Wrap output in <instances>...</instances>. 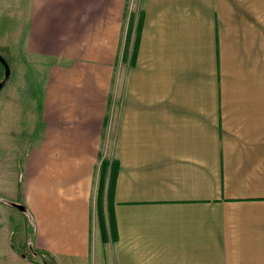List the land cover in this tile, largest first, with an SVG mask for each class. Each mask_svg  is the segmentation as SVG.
Here are the masks:
<instances>
[{
  "label": "crops",
  "instance_id": "0c3cea01",
  "mask_svg": "<svg viewBox=\"0 0 264 264\" xmlns=\"http://www.w3.org/2000/svg\"><path fill=\"white\" fill-rule=\"evenodd\" d=\"M7 1L48 70L0 90L2 242L12 208L55 264H264V0H12L14 18ZM103 162L114 234L96 250Z\"/></svg>",
  "mask_w": 264,
  "mask_h": 264
},
{
  "label": "rangeland",
  "instance_id": "374dc122",
  "mask_svg": "<svg viewBox=\"0 0 264 264\" xmlns=\"http://www.w3.org/2000/svg\"><path fill=\"white\" fill-rule=\"evenodd\" d=\"M14 3V2H13ZM131 3V4H130ZM6 11L10 12L11 18H14L15 14L17 15L18 11L14 10L12 6V0H8ZM131 9L140 10L139 0H130L129 2ZM26 2L23 0L21 2L20 8L25 7ZM129 7V9H130ZM5 19V18H4ZM11 20V19H10ZM5 23L8 24L5 27ZM14 25L11 22H6L1 20V11H0V55L4 57L7 62L10 64L11 73L9 77V83L15 85H23L28 89H36L40 87V82L43 81L46 77L48 70V63H46L43 59L36 58L35 60L28 56L25 52V35L23 34L19 39H14ZM16 41V43H15ZM31 58L34 60V63L31 67H23L18 64L19 60L25 58ZM129 66L128 61L121 63L120 67V76L119 80L121 81L125 76V70ZM24 75L26 78L21 80L19 77ZM29 76V77H28ZM5 79V69L0 63V83H2ZM13 86V85H12ZM113 127V126H112ZM113 131L111 134L108 133V129L105 132V140H103V144L101 147V155L104 157V161L106 159H111L112 164H114L113 158ZM101 165L100 171L97 173L95 191H94V213H93V230L94 236L93 240L99 249L101 246L102 250H108V247L113 242V234L111 233V225L109 222V213H108V199L104 197V191H102V182L101 177L103 174L105 162ZM107 171V170H106ZM106 176L107 175V172ZM105 198V200H104ZM11 208V207H10ZM11 213L14 215L12 218L11 231H13V236L9 241L11 242H2V234L0 227V264H55V262L45 256L42 252L38 251L32 242H28V240H24L23 243L21 235L20 227L23 225V215L20 214V211L17 212L14 209H10ZM108 220V221H107ZM109 222V225H108ZM106 224V225H105ZM105 227V228H104ZM108 233H110L108 235ZM110 236V239H109ZM29 239V237H27ZM111 240V242H110ZM103 244L104 246H102Z\"/></svg>",
  "mask_w": 264,
  "mask_h": 264
},
{
  "label": "water",
  "instance_id": "95a60500",
  "mask_svg": "<svg viewBox=\"0 0 264 264\" xmlns=\"http://www.w3.org/2000/svg\"><path fill=\"white\" fill-rule=\"evenodd\" d=\"M0 63L2 64V66L4 67L5 69V79L2 83H0V90L4 87V85L6 84V82L8 81L9 77H10V73H11V68H10V65L9 63L7 62V60L2 57L0 55ZM14 207L18 208L19 210L21 211H25V206L22 205V204H18V203H11Z\"/></svg>",
  "mask_w": 264,
  "mask_h": 264
},
{
  "label": "trees",
  "instance_id": "16d2710c",
  "mask_svg": "<svg viewBox=\"0 0 264 264\" xmlns=\"http://www.w3.org/2000/svg\"><path fill=\"white\" fill-rule=\"evenodd\" d=\"M136 53V43H135V46H134V51H133V55ZM132 64V63H131ZM104 163V162H103ZM103 163H102V166H103ZM103 169H104V167H103ZM116 173H117V169H116V167L114 168H112L111 169V177H110V179H109V186H108V191H107V199H108V201L110 200V199H112V195H113V189H112V186H113V183H114V177L116 176ZM110 219V225H111V233L112 234H114L113 233V222H112V219H111V217L109 218ZM112 222V223H111Z\"/></svg>",
  "mask_w": 264,
  "mask_h": 264
}]
</instances>
